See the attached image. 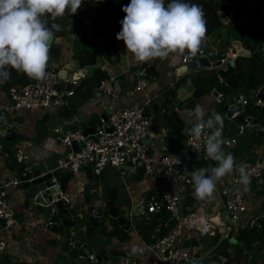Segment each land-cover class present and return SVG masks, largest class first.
I'll return each mask as SVG.
<instances>
[{
    "label": "built area",
    "instance_id": "built-area-1",
    "mask_svg": "<svg viewBox=\"0 0 264 264\" xmlns=\"http://www.w3.org/2000/svg\"><path fill=\"white\" fill-rule=\"evenodd\" d=\"M247 1L252 9L256 7L264 8V0ZM44 19L46 21L53 18L45 16ZM85 25L87 31L93 29V15H89L85 19ZM53 33L61 37L66 36L67 39L73 41L84 38L73 25L66 23L62 34ZM90 33L88 32L89 35ZM54 42L58 45L62 44L59 41ZM226 51V57L221 59L222 65L225 66L229 62H235L238 57L233 44ZM197 56H183L182 64H189ZM77 67H79V63L74 64L71 59L62 67L48 66L46 78L42 82L35 80L22 88L11 89L10 102L0 104V112L3 109L8 111L15 124V134L22 132L25 127L27 122L26 113L33 112L42 115V113L56 112L67 106L68 98L72 97L75 92L73 88H68V85L77 84L80 81L76 78L69 81L66 78L64 82H68V85L63 87L64 83L59 84V71L65 69L68 74H75ZM100 69L107 70L108 76L100 82L96 93L90 98L92 104L100 111L96 119L98 124L91 122L89 125L85 124L83 126L81 119H79L78 122L81 124L73 129L66 130L60 126L54 128L61 144L66 147V151L56 152L58 155L57 166L51 171L54 174L55 184L61 190L60 197L66 199L70 213L73 215L81 217L82 214H88V217L96 211L97 206H101L104 211L107 207L104 198L88 204V207L93 205V210L88 209L87 206L81 207V204L89 201V195L102 197L103 191L96 186L87 191V185L93 180L92 176L100 177L109 166L117 169L124 185L128 187V199L131 201L126 215L130 228L125 230L131 231L133 229L137 239L136 242H130L124 247L126 249L124 253L110 255L106 258L104 264H182L189 262L193 255V246L190 245L184 229L187 198L189 195H194L193 173L202 167L211 169L217 166V162L207 157L204 143L211 129L205 128L204 135L199 140L183 134V129L191 128L196 123L194 111L193 115L189 116V110H194L195 107L189 109L187 106L181 107L180 104L175 106L166 104L168 106H165V114L168 117L172 113L185 112L186 117L189 118L187 125L183 123L181 132L185 147H188L190 152L187 156L170 152L169 142L174 137L177 127H158L156 119L147 111V107L154 102V97L147 94V88L155 75L149 71L146 65L139 67L132 89L129 92H124L119 74L109 72L107 67ZM215 69L217 70V68ZM217 80L221 88H217V96L211 95L216 106H224L228 97L226 89L231 87L218 73V70ZM260 90L261 87L257 88L254 96H257ZM250 101L242 102L243 111ZM255 104L264 106V101L258 99ZM238 114L239 112H236L228 120L225 119L226 127L223 126L222 131V138L225 141L222 149L226 154L233 155L234 159L233 149L236 148L239 135L230 133L229 124ZM105 115L108 117V121L105 119ZM244 116L245 123L241 125L242 133L249 124V116ZM210 117L205 112V122ZM107 124L112 126V131L105 128ZM91 126L94 127V132L85 134L86 129ZM5 131H7V128L3 126L0 119V135L4 134ZM74 142L78 145V151L73 149ZM257 146L253 152V159L244 163L250 177V182L246 186L247 190L245 191L244 186L238 183L240 177L239 172L236 170L221 182L219 190L220 209L227 216L229 221L228 234L233 238H236L241 227L256 224L262 218L261 215L254 213L257 207L255 204L256 194L249 191L250 184L253 182H258V185L264 183V146L259 144ZM196 158L203 165L197 164L195 162ZM235 162L237 166L241 164L236 160ZM56 171L71 174L64 190L55 175ZM26 181H32V177L24 179L19 174V176L9 177L5 181L0 179V219H3L6 223V226L0 229V259L3 258L9 248L3 234L4 231L8 230L14 233L20 225L10 196L12 192L17 190L14 188L23 186ZM131 181L133 182L131 186L133 189L129 187ZM139 182L148 183L149 186L146 189L136 190L134 185ZM261 201L264 207V195ZM136 205L143 207L141 215L147 216L151 223L154 222L153 216L155 214L166 212V217H169L165 221L166 226H168L166 233L164 235L158 234L162 226L160 222L150 239H146L140 233L135 220L136 216H134L133 209ZM88 258L98 261L96 255L91 254Z\"/></svg>",
    "mask_w": 264,
    "mask_h": 264
},
{
    "label": "crops",
    "instance_id": "crops-1",
    "mask_svg": "<svg viewBox=\"0 0 264 264\" xmlns=\"http://www.w3.org/2000/svg\"><path fill=\"white\" fill-rule=\"evenodd\" d=\"M120 1L122 2L123 0ZM260 10L264 11V8L259 7V11ZM244 19L245 21L242 25V29H244L245 31H250L247 28V25L250 24V26H252L255 30V27L253 26L255 22L253 19H251V13H247L246 15H244L243 20ZM221 20L223 22V28L220 29L219 33L208 37L210 47L216 53L221 52L222 47L227 42V31L232 32L231 34L234 37L233 40H240L243 42V39L245 38V35L240 31L239 28L235 29L234 26L229 23L227 14L223 16ZM252 34L254 35L255 33ZM106 35L107 32H104L92 41H88L84 38L73 41L67 39L66 36V40H62L60 39V35H58V38H56L57 35H54V41L61 42L62 44H60V46L64 45V47H66V50L62 58L61 56H50L48 66L62 67L70 59L74 62V64H77L79 51L86 48L96 53L97 60L99 61V58H101V61L98 62V64L89 65L83 68L77 67L76 72L82 71L84 79L85 77L92 75L97 68L107 67L109 72L117 73L120 75L124 92H129L135 83L138 68L146 65L149 71H151L152 74L155 75V78L151 80L150 86L147 88V94H150L154 97V102L147 107V111L156 119L157 126H168V118L175 115H178L182 120H184L183 123L187 125L189 118L186 117L185 112L172 113L169 117L165 114V106H168L166 104L172 106L180 104L183 108L184 106H187V102L188 100H190V98H192L195 90L192 80L190 78H187V80H185L178 87L175 96H167L168 90L172 89L175 86V83L178 82L181 78L178 76V71L183 65V56H170L167 60H160L157 58L148 62H136L133 54L126 51L124 42L117 41L115 48L118 52L119 57L117 59L115 58L112 64H110L108 62L109 59L104 47V39ZM224 67L225 65L218 66L217 70ZM200 69L208 68L201 67ZM189 71H191V69L188 70V72ZM67 85L68 82H64L63 87H66ZM211 94L213 93L203 95L200 99V102L198 103L205 108V112L209 114V116H211L213 109L217 107ZM4 96L5 95L3 94V92H1L0 100L3 99ZM73 97L74 96L68 98V104L67 106H65V108L63 107L56 112L42 113V115L33 112L26 113V125L22 129V132L16 133L14 135L17 136L16 139L14 137L12 141H9L6 135L7 131H5L4 134L2 133L0 135L1 140L3 141L0 143V163L3 165V167L0 169V179H2L3 181L9 179V173L7 171L9 165L12 168L16 167V171L24 166L25 171L33 172L35 170H40L43 174L51 172L56 168L57 164L55 166H48L43 161L42 164H40L41 160H43V157H50V155H48V152L50 151L44 148L46 146L45 143L48 139L47 136L49 134L46 132L50 127L48 126L50 117L52 115L56 116L58 123L54 126V128L62 126L64 129L69 130L78 127V124L81 123L84 126L85 124L89 125V123L95 122L100 113L99 108L92 104L91 99H80L75 97L76 100H73ZM72 100L75 102L71 106ZM0 104L5 103L0 102ZM67 108H71L73 110H71L70 115L66 116L64 112ZM79 119H81V123L78 122ZM20 134H22L24 137L21 141L19 139ZM59 141L60 139L56 137L55 143L57 148L59 147V151H66V147H64L61 144V141ZM243 146L241 147V149H239V151L237 149L238 156H235V160L239 163L244 164L250 159H253V152L255 148L253 146L251 149L249 148L250 151L248 149L247 151L245 147L246 145ZM235 150L236 148L233 149L236 154ZM240 150L242 152H240ZM184 152L185 148L178 151L177 154L183 155ZM37 165L39 166L37 167ZM105 171L101 175L102 177L104 176ZM230 174L231 173L227 174L225 177L216 182L217 192L214 193V196L210 201L197 200L195 198V195H189V197L187 196L188 198L191 197L192 201L190 200L191 203H188L187 201V208L185 211L186 223L184 229L190 245L193 246V255L189 262L182 264H219L213 261V256L216 249H220L218 248V246L220 245V240L223 238L224 240H228L229 238H231L227 230L229 221L227 220L225 212L221 211L220 209L221 203L219 190L222 180L227 179ZM93 182L94 181L92 180V182L87 185V191L96 186L95 184L97 182L95 184ZM99 185L100 186H98V188L103 191L102 197L98 195H89V201L82 203L81 207H88V204H91L95 200L104 198V191L106 190L107 186L104 188L103 185ZM110 185L118 186L119 201L126 199L125 196L124 198L123 196H120L119 186H121L124 190L126 189V191L128 192V187L124 185L123 180L121 181V185L113 183L109 184V186ZM132 185L133 182L131 181L129 187H131ZM134 186L136 190H141L146 189L149 184L139 182ZM263 187L264 183L258 185L256 182L250 184L249 187V191H255L256 194V214L261 215L262 217H264V207L263 204H261V200L264 192L258 190L260 188L262 189ZM35 193L36 192L34 190L28 194V196H31L33 198V202ZM25 197H27L26 191H24V195L22 194L20 196L13 197L11 194L10 196V200L16 211L20 225L17 231L14 233H11L8 230L4 231L3 233L9 247L6 254H9L13 259H18L19 261L28 264H104L105 259L101 261H93L88 257L81 256L79 254V251H74L70 248H66L65 243L67 240V234L71 233L72 229L61 227L60 234L49 231L46 228V224L50 220L48 219L47 222L43 216V212L45 209L44 206L36 205L35 202V204H32L30 203V201H27ZM127 198H129V194H127ZM259 208L262 209V212L259 211ZM123 209L127 210L128 212V206H124ZM127 212H125L126 215ZM97 230L100 232L101 236H105L104 241H102V246L98 250L92 247L89 236H87L85 240V242L89 244V248L94 250L95 253L100 249L107 251V253H109L110 255H114L111 254L114 250L124 253L126 251L124 247L130 242H136L137 239L133 233V229H131V231H128L129 239L127 240H122L118 236H109L103 233L100 228H97L95 231ZM224 247H227L225 243L223 246H221L222 250L220 249L222 257L224 259L230 258L236 264H251L248 256L245 255L244 251L238 250L233 247L228 248L226 257L223 254Z\"/></svg>",
    "mask_w": 264,
    "mask_h": 264
},
{
    "label": "trees",
    "instance_id": "trees-1",
    "mask_svg": "<svg viewBox=\"0 0 264 264\" xmlns=\"http://www.w3.org/2000/svg\"><path fill=\"white\" fill-rule=\"evenodd\" d=\"M170 2L171 0H165V5ZM129 3L130 0H123L122 2L119 0H82L80 8L75 14L66 12L62 18L64 19L66 24L73 25L81 33V35H83L84 39L88 41L95 40L99 35L107 32V35L104 39V47L107 52L109 62L112 63L115 58L117 59L119 57L115 45L118 41L116 39V34L121 30L120 22L125 16L122 8ZM198 4L204 12L206 38L213 36L214 34H216L217 30L223 28V22L221 18L227 14L229 23L234 26L235 29L239 28L240 31L245 35L243 43L246 48L252 51L256 49L258 39L264 32V11H259V7L252 9L249 6L247 0H244L243 2H240V0H230L221 5L219 8H215L209 1L206 0H201L198 2ZM83 6H85V8H83ZM247 13H251V19H253L255 22V30L253 31V33H255L254 35L250 31H245L244 29H242V25L245 21V19L243 20V18ZM89 15H93L94 26L93 29L87 31L85 19ZM88 32H91L90 35L88 34ZM231 33V31H227V42L222 47V51L228 49V47L232 45L233 41H235L233 40L234 37ZM51 45L52 47L50 48L49 55L59 57L61 56L62 58L65 53L66 47H64V45L60 46L56 44L54 40L51 42ZM203 49L204 45H202L201 50ZM200 52L198 53V55L200 54ZM96 62L97 55L92 50H88L85 48L79 51L78 63L80 68L96 64ZM9 71L13 73L12 76L5 83H0L3 91L7 94H10L11 89L13 88L19 89L35 81L29 79L24 73L16 72L14 69H9ZM252 71L254 73V78L251 82L248 80V77ZM234 73L238 81L242 84V87L244 86V89H257L259 87H262L264 86V59L258 52H253V54L249 57L238 56L235 59ZM107 76V70L97 68L92 75L85 77L77 84L68 85V88H73L75 91L73 100H76V98L90 99L96 93L100 82ZM187 78H190L192 80L195 87L192 98H190V100H188L187 102V107L189 109H193L194 107H196L203 95L212 93L214 89L221 88L217 80V70L215 68L191 70L185 75L181 76L179 81L175 83V86L172 89L168 90L167 96H175L176 90L185 80H187ZM230 92H233V89L227 88L226 95L228 96ZM73 100L71 106L75 102ZM223 107V105L215 107L212 113L215 112L221 114ZM71 110L73 109H66V111L64 112L66 116L70 115ZM243 114L246 116L258 117L263 120L264 123V106L256 105L255 103H252V101H250L245 106ZM167 125L169 127H177L174 137L169 142V151L176 154L178 151L185 148L183 135L181 132V129L183 127V120L178 115L170 116L168 118ZM223 126L226 127V121H223ZM14 137L15 139L17 138V136ZM238 138L239 141L236 145V156L237 149L239 151L243 144L246 145V150L248 149L250 151V149L253 146L257 145L259 141V139L256 140L251 135L245 133L239 135ZM195 162L200 166L203 165L202 162L197 158L195 159ZM24 169V166L18 169L19 174L24 179L30 178L32 175V171H25ZM55 175L57 176L58 180L61 183V187L64 190L67 187L69 179L71 178V174L69 172L56 171ZM258 191L264 192V187L262 189L260 188ZM190 198H187L188 203H191L192 201V198ZM104 200L107 207L106 209H104V221L101 226H91L89 228L86 227L84 222L88 214H82L81 217L78 215L72 216L73 219L80 222V226L77 231H72L71 233L67 234V240L65 243L66 248H70L74 251H79L80 247L85 242L86 237L94 232L97 228H100L103 233L109 236H118L122 240L129 239V232L119 225L116 218H113L109 215L108 209L112 206H116L120 214L124 215L123 213L125 209H123V207L130 206V200L126 198L125 200L119 201V188L116 185H110L106 188V190L104 191ZM88 209L93 210V205L88 207ZM166 216V212L157 213L153 216L154 222L152 223L147 216H145L143 220H140L139 217H135V220L140 224L138 225L140 228V233L144 235L146 239H150L151 235L155 232L158 223L160 222L162 223V226L159 229L158 234L164 235L166 233V231L168 230V226H166L165 222ZM56 220L57 219L55 217L52 218V221ZM236 238L239 240H243L245 243L251 246H254V258L251 264H264V217L260 218L257 224L241 227L238 234L236 235ZM224 243L227 246L226 248L224 247L223 252L226 257L229 247L242 250L244 251L245 255L248 256V253L244 250L243 247H240L238 244H232L227 239L223 240L218 248L221 249V246H223ZM111 254L120 255L122 253L120 251L114 250ZM109 256L110 254L103 249H100L98 252H96V258L98 259V261L104 260ZM227 260L234 263V261L230 258H228ZM0 264L28 263H24L22 261H19L18 259L9 257L7 263L4 262L3 259H0Z\"/></svg>",
    "mask_w": 264,
    "mask_h": 264
},
{
    "label": "clouds",
    "instance_id": "clouds-1",
    "mask_svg": "<svg viewBox=\"0 0 264 264\" xmlns=\"http://www.w3.org/2000/svg\"><path fill=\"white\" fill-rule=\"evenodd\" d=\"M82 0H0V83L11 76L9 69L24 73L29 79L42 82L47 75L52 29L45 16L62 18L66 12L75 14ZM125 16L121 30L116 34L126 51L136 62L154 59L167 60L170 56L195 57L206 38L203 9L198 3L171 0H130L122 8ZM196 123L183 129L196 140L211 129L204 143L207 157L217 162L216 167L200 168L192 175L194 195L197 200L210 201L216 191V182L234 170L239 172L238 183L247 190L250 177L246 165H236L233 155L226 154L222 145L223 120L212 113L205 122V108L197 104L189 110Z\"/></svg>",
    "mask_w": 264,
    "mask_h": 264
},
{
    "label": "water",
    "instance_id": "water-1",
    "mask_svg": "<svg viewBox=\"0 0 264 264\" xmlns=\"http://www.w3.org/2000/svg\"><path fill=\"white\" fill-rule=\"evenodd\" d=\"M199 1L201 0H190V2H193V3H198ZM206 1H209L215 8H219L222 4L230 0H206ZM243 1L244 0H241L240 2H243ZM182 2H189V0H182ZM46 22L49 23L48 26L52 29V32L62 34L65 30V23H64L63 18L48 19L46 20ZM232 44L234 45L238 56L249 57L253 54V52L254 53L258 52L264 59V32L260 35L256 49L254 51L246 48V46H244L243 42L240 40H235L233 41ZM203 45H204L203 52H201L189 64H185L181 66L180 70L178 71V75L183 76L190 69L198 70L201 67L217 68L218 66L222 65L221 59L226 57L227 51L224 50L219 53L214 52L210 47L208 38H205V42ZM234 67H235V62H229L226 64L224 68H220L218 70V73L222 76V78L226 80L229 86L233 89V92H230L228 94L227 101L223 107V110L220 116L222 120L226 121L225 119L228 120V118L232 117L236 112H239V114L236 115L234 119L230 121L229 130L232 135H242L241 125L245 123V116L243 113H241L243 111L242 102L251 100L252 103H256L258 99H261L262 101H264V86L261 87V90L258 93V95L254 96L256 89H244L242 87V84L238 81L234 73ZM59 74H60V80H59L60 85L64 83V80L66 78L69 81H72L75 78L78 80L83 79L82 71H78L75 74L73 73L68 74L67 70L60 69ZM253 78H254V73L252 71L248 77V80L252 82ZM212 93L215 96H217L218 89H214ZM104 117L108 121V117L106 115ZM0 119L2 121L3 126L7 128V133H6L7 139L9 141H12L15 135V124L10 118V115L8 114V111L6 109L1 110ZM248 119H249V124L246 126L244 133L251 135L256 140L260 139L264 135L263 120H261L258 117H253V116H249ZM105 128L110 131L113 130L110 124H107ZM93 132H94V127L91 126L86 129L85 134H89ZM73 149L75 151L79 150L76 142L73 143ZM53 177H54V174L52 172L43 174L40 170H35L32 173V181L24 182L23 187L25 189H29L33 186L36 187V193L34 195V202L38 205L44 206L48 219L50 220L46 224V228L49 231L56 233V234H60L61 227L66 228V229H72V231H77L79 229L78 221L71 217L68 203L66 199L60 197L61 190L55 184ZM103 212L104 211L101 208V206H97L96 211L85 219L84 223L86 227L89 228L91 226L93 227L101 226L104 221ZM142 212H143V207L141 205H136L133 209L134 216L136 217L140 216ZM108 213L111 217L117 219L119 225L123 229L129 230L130 223L128 219L124 215L120 214L116 206L110 207L108 209ZM54 217L57 219L56 221H52V218ZM168 219L169 217H166L165 221ZM5 226H6L5 221L3 219H0V229L4 228ZM223 240L224 238L220 240V243ZM228 240L232 244H238L240 247H243L244 250L248 253L250 263L253 262L254 246H251L245 243L243 240H239L233 237L229 238ZM79 254L83 257H88L91 254L96 255L95 251L90 249L89 244L86 242L83 243L82 246L80 247ZM9 257H10L9 254H4L2 259L4 262L7 263ZM213 261L219 264H233L232 262L222 257L220 249H216L214 256H213Z\"/></svg>",
    "mask_w": 264,
    "mask_h": 264
},
{
    "label": "rangeland",
    "instance_id": "rangeland-1",
    "mask_svg": "<svg viewBox=\"0 0 264 264\" xmlns=\"http://www.w3.org/2000/svg\"><path fill=\"white\" fill-rule=\"evenodd\" d=\"M120 1V0H119ZM254 27H255V24L253 25ZM247 28L253 33V27L252 26H250V24H248L247 25ZM219 31H220V29L219 30H217L216 31V33H219ZM59 36H58V34H57V36H56V38H58ZM61 37V36H60ZM60 39H62V40H66V38L65 37H61ZM53 40H54V33H53ZM52 40V41H53ZM101 58H99V61L97 60V62H96V64H98V62H100L101 60H100ZM1 92H3V94L5 95L4 96V100L3 99H1L0 100V102H2V103H5V104H7V103H9L10 102V98H9V94H6L4 91H3V89H2V87L0 86V93ZM52 113V112H51ZM58 122H57V119H56V116L55 115H52L51 117H50V120H49V122H48V126H50L49 127V129H48V131L46 132V133H49L48 134V136H47V141H46V146L44 147V148H47L48 149V151H50V152H48L49 154L48 155H50V157H43L42 159L43 160H41V162H40V164H42V161L45 163V164H47L48 166L50 165V166H55L56 164H57V158H58V155H57V153L56 152H58L59 151V147L57 148V146H56V143H55V139H56V137H57V134L54 132V126L57 124ZM95 124H98V122L97 121H95ZM60 127H62V126H60ZM45 133V134H46ZM242 134H244V133H242ZM46 136V135H45ZM24 137H23V135L22 134H20L19 135V139H20V141L23 139ZM1 142H3L2 140H1V137H0V143ZM5 143H7V142H5ZM12 143V142H11ZM258 144L261 146V145H263L264 146V136L263 137H261L260 139H259V141H258ZM244 145V144H243ZM242 145V146H243ZM65 147V146H64ZM244 147V146H243ZM258 146L257 145H255L254 146V148L256 149ZM236 151V150H235ZM190 152V149L188 148V147H185V152L183 153V156H187V153H189ZM242 152V151H241ZM234 155H235V152H234ZM236 156V155H235ZM238 156V155H237ZM39 165H37V167H38ZM3 167V165L0 163V169ZM7 171H8V173H9V177H17V176H19V172L18 171H16V167H14V168H12L10 165H9V168L7 169ZM98 180V181H97ZM123 179H122V177L120 176V174H119V171L117 170V169H115V168H113V167H111V166H109V167H107V169H106V171H105V174H104V176L102 177H94L93 178V183L95 184L96 182V187H98V186H100L99 184H101V185H103V187L105 188L106 186L108 187L109 186V184H117V185H121V181H122ZM120 187V196L122 197L123 196V198H124V196H125V198H127V194H128V192L126 191V189L124 190L121 186H119ZM14 189H17L15 192H12V196L14 197V196H20V195H24V191H26V193H27V197H25V199H27V201H30V203H32V204H35L34 202H33V198L31 197V196H28V194L30 193V192H32V191H34L35 190V192H36V187H31V188H29V189H25V188H23V186H20V187H17V188H14ZM23 189H24V191H23ZM131 189H133L132 187H131ZM215 192H217V190L215 191ZM255 192V191H254ZM218 201V200H217ZM36 205H38V204H36ZM259 211H261L262 212V209L261 208H259ZM125 212H127V210H125L124 211V213L123 214H125ZM257 211H255L254 213H256ZM126 215V214H125ZM124 215V216H125ZM43 216H44V218H45V220L48 222V216H47V213H46V210L44 209V212H43ZM73 216V214H71V217ZM126 217V216H125ZM139 218H140V220H143L144 218H145V215H140V216H138ZM126 218H128V217H126ZM136 223H137V225H140L139 223H138V221H136ZM78 225L80 226V222H78ZM254 225V224H253ZM138 228H139V226H138ZM140 229V228H139ZM86 235V234H85ZM89 237H90V242H91V244H92V247H94L95 249H99L101 246H102V241H104V239H105V236H101L100 235V232L97 230V231H94V233L92 232L90 235H89Z\"/></svg>",
    "mask_w": 264,
    "mask_h": 264
}]
</instances>
